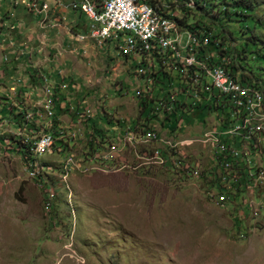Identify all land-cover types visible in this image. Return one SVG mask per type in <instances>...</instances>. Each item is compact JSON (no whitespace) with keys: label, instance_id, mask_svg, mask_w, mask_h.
Returning <instances> with one entry per match:
<instances>
[{"label":"rangeland","instance_id":"rangeland-1","mask_svg":"<svg viewBox=\"0 0 264 264\" xmlns=\"http://www.w3.org/2000/svg\"><path fill=\"white\" fill-rule=\"evenodd\" d=\"M201 1L206 9H212L203 20L204 25L211 26L216 33H224L232 56L236 57V49L243 45L245 57L236 58V65L245 68L239 72L257 79L255 82L264 100V59L256 54L258 48L264 53V0H253L251 18L223 21L222 31L212 23L218 0ZM205 10L194 4L187 15L190 23L199 20V13ZM103 28L110 34V27ZM250 34L258 37L256 45L245 42L244 37ZM136 44L130 42L126 48L138 55L144 50L142 46L135 50ZM34 53L36 57L33 58L38 59L35 63L23 61L21 66L12 69L17 78L10 81L19 85V90H8L9 105L12 110L15 105L19 108L16 112L10 111L9 116L0 113L6 117L5 123L0 124V264H264V210L256 209L257 202L264 199V178L261 181L243 178L250 182L230 189L238 191L230 203L233 206H220L204 197L219 180L221 172L215 161L219 156L217 145L224 144L220 132L223 115L211 109L195 115L192 121L187 111L182 119L168 120L169 125H165L166 117L148 119L145 114L137 117L142 101H146L145 109L157 111L153 105L158 94L149 98L155 91L153 85L147 89L148 96L143 89H137L136 93L144 97L137 102L133 90L135 82L126 73L131 66H126L116 56L113 45L108 51L96 53L93 60L84 54L71 53L68 47ZM8 69L10 67L1 64L0 76L5 70L9 72ZM179 73H187V69H174L176 80H181ZM135 75L148 87L152 79L148 72L144 73L138 66ZM65 77L76 84V94L69 90L72 91L68 94L69 100L80 99L81 108L91 111L90 120H100L99 127L91 123L99 128L94 130L102 133L105 141H92L86 122L80 120L84 117L75 113L72 123L77 119L81 121L76 127L59 128L53 120L54 124L50 123L47 131L22 128L23 138L31 142H37L51 130L60 129L63 135L77 137L60 141V147L68 149L53 148L45 154H36V144L19 139L26 152V162L16 150L21 145L17 138H14L15 151H8L7 139L11 141L13 133H19V124H13L14 119L20 115V109L31 106L34 116L40 115L43 123V107L47 117L52 118V111H46L52 109L47 87ZM22 82L30 90L25 87L20 90ZM158 110L163 111L162 108ZM169 111L164 112L172 113V109ZM145 116L150 124L142 129L137 123ZM60 117L64 122L71 119L64 111ZM33 121L38 120L34 117ZM111 122L114 127L109 125ZM117 122L118 128L115 127ZM103 126L112 128L114 142L124 143L127 138H133L129 140V148L141 149L127 153L126 146L112 144L111 130ZM108 130L110 134L106 135ZM134 130L148 135L134 137ZM207 130L210 133L200 140ZM151 134H158V137L150 138ZM161 137L175 141L185 139L188 144L171 148ZM263 138L255 139L256 158L261 162H264ZM143 149L145 153H139ZM158 149L166 163L178 162L176 169L169 173L161 166L147 165L151 152ZM81 153L85 154V160L112 156L128 166L119 164V168H113L112 165L85 162ZM188 165L197 176L178 181L184 177V168ZM251 167L256 170L254 163ZM262 174L264 172L259 176ZM249 183L255 187H250ZM247 190L251 191L246 193ZM244 201L249 208L246 214L227 211V208L239 210V202Z\"/></svg>","mask_w":264,"mask_h":264},{"label":"built area","instance_id":"built-area-1","mask_svg":"<svg viewBox=\"0 0 264 264\" xmlns=\"http://www.w3.org/2000/svg\"><path fill=\"white\" fill-rule=\"evenodd\" d=\"M182 1L185 2L184 0ZM70 2L77 6L78 11L87 16L89 22L84 33H89L91 37L98 39L99 45L104 42L112 45L113 41H120L121 47L130 46V42H137L138 47L143 44V36L147 32L145 22H151L152 15H161V18H173V26L167 30H174V37L170 40L157 42L158 49H161L160 58H164V67L158 69V73L152 75V79L148 81V84H153L155 94L166 95L164 104L172 105V113H164L161 110L147 112L150 113V117H166L165 125H168V120L182 119L187 111L195 119V115L198 116L202 112H209L211 109L218 110L217 102H220V95L225 93L223 92V84H227L229 81H236V90L232 92L233 101L229 103V109L221 110V114H227L225 128L220 131L222 143L225 144V151H221V159L225 162L229 161L230 158L245 159L243 155H238V147L247 146V149H249L253 128H248L235 118V106H242L245 112L264 114V100L259 95V84L254 80L234 79L230 76V69H233V66L237 67V69L244 68L242 65L235 64V57L232 56L231 50L219 49L218 39L209 38L207 33H203L195 27L191 29L188 26H184L181 22L176 21L173 15L152 13V4L148 1L72 0ZM91 21H100V27H110V34H100V28H91ZM188 24L190 23L188 22ZM118 50L116 49V51ZM126 65L141 64L140 60H134L130 57L126 58ZM173 69H187V77L183 80H175L173 78ZM62 83L66 86L68 83L74 82L62 79ZM46 111H52V115L53 112L64 111L74 116V110L70 109V104L67 103V109H59V101L56 98L52 102V109ZM18 113L20 115L14 119L13 124H19V133H13L14 136L11 141L7 139L8 151H15L14 138L24 139L22 128L34 127L33 118L36 116H33L32 106L23 107ZM116 125H118V122ZM90 134L102 136V133H95V130H92ZM114 134H111L113 135L112 144L126 146L127 153L136 152L138 147H128V140H133V138H127L124 143H117L114 142ZM141 135L146 134H138L134 130V137ZM234 135H245V142L234 143ZM62 138H75V135H62L60 129L51 130L47 138L42 142L24 140L25 142L36 144L37 148L42 150H52L53 148L68 149V147H60ZM103 139L105 141V136H103ZM21 152L23 153V151ZM139 153L144 154V149L139 151ZM23 158L25 159L24 155ZM81 158L85 162H98L104 165H112L113 168H119V164L128 166L127 163H120L111 156L85 160V154L81 153ZM25 161L27 162L26 159ZM149 164L161 166L169 173L171 170L176 169L175 163H165V159L154 152H151V158H147V165ZM245 171H247L246 166H242V173ZM260 172H264V170ZM191 176L197 175L188 165L184 168V177L179 178L178 181L190 180ZM241 182L250 181H242V174H239L238 184ZM208 184L211 183L208 182ZM218 187L220 188L219 201H221V194L230 193L229 185H218ZM204 197L210 202L208 196ZM51 201L52 199L49 200L50 204ZM248 209L246 208V202H239V210L227 208V211L244 215L248 212ZM256 209L264 210V199L257 202Z\"/></svg>","mask_w":264,"mask_h":264},{"label":"crops","instance_id":"crops-1","mask_svg":"<svg viewBox=\"0 0 264 264\" xmlns=\"http://www.w3.org/2000/svg\"><path fill=\"white\" fill-rule=\"evenodd\" d=\"M70 1L72 0H0V65L4 64L7 67H10V69H8L9 72L5 70V74L0 76V113H6L9 116L10 111L13 113L16 112V108H19L18 105H15L14 110H12L9 105L10 100L8 98V90L13 89L14 92L16 90H19V85L17 86L15 82L10 81L11 79L17 78V75H15L12 69L21 66L23 61L35 63L38 60L33 58V56L36 57V54L34 53L35 51L44 52L45 49H52L53 47L58 50L64 49V47H68V51H70L71 53H76L79 56L84 54L88 57V59L93 60V56H95L96 53H101L102 50L108 51V49L110 48L111 45H109L107 42H104L99 45V41H96L94 38L90 37L89 33H84L88 27V18L84 13L78 11L77 6H75ZM112 45L115 49H119L118 51H116V56L118 58H121V60L124 61L125 64L126 58L130 57H133L136 60H141V64H145V62L143 61V56L139 57L132 51H128L126 46L121 47L120 41H113ZM128 66H131V68H129L130 70H128V72L126 71V73L128 74L127 76L131 77L135 82V85L133 86L134 97L138 102L139 97L136 94L137 89H143L145 91L147 89H150L151 87L150 84L147 85L148 87H145V84H141L143 82L142 79L135 75V69L140 65ZM62 79L70 80L68 77L61 78L60 81L55 85H50L47 87L49 89H47L49 92L48 95L51 96L49 99L53 102L54 98H56V100L59 101V109H67V103H69L70 109L72 107V110H74V116L69 115L65 112V115L71 117V119L68 122H64L63 119L60 117L61 112H55V124L59 128L76 127L79 123H81V119H77L74 124L72 123V120H74L76 114H78L80 118L84 117V120H82V122H86L90 133H92V130L94 129H99V124H97V122L100 120H90L92 118L91 111L89 108H81L82 105L80 99H78V101H73L76 98L69 100L70 96L68 94H70L72 91L76 94V84L68 83L66 86H64V84L62 83ZM22 84L23 87H19L21 88L20 90H22V88L24 87V89H29V86H24L23 82ZM22 84L20 85L22 86ZM34 86L35 88H38L36 87V85ZM42 91L45 94V91ZM154 94L155 91L151 96H154ZM49 99L45 100L44 104L47 103ZM24 100L27 101L28 99ZM34 114L35 113H33V116ZM41 114L45 116L43 117L45 119L44 123L43 120H41L42 117L36 114V120L38 121H33V123H41L34 124V127H41L37 129L43 128L47 131L49 129V124L51 123L50 121H53V117H47L44 107L43 112ZM4 121H6V117L0 116L1 125H3ZM91 122L97 124L98 127L94 124L92 125ZM109 125L113 126L112 122ZM115 127L118 128L119 126L116 125ZM104 128L111 130L112 134V128L110 126L109 128L108 126H105ZM33 130L36 129L30 128L28 131ZM109 130L107 133H105L106 135L110 134ZM89 132L88 137H92L93 135L91 136ZM95 133L98 132L95 131ZM95 136L98 139L102 138L101 136ZM257 160H259L258 157ZM259 161L257 162V164L259 165L256 164L258 166L257 168H261L263 166L264 170V162ZM260 174L261 172L259 171V174L254 178L255 180L252 181H261L264 175H261L260 177ZM243 176V178H248L245 177L246 175L244 173ZM249 185L252 188L255 187L253 183H249ZM250 191L251 190H247L246 193Z\"/></svg>","mask_w":264,"mask_h":264},{"label":"bare ground","instance_id":"bare-ground-1","mask_svg":"<svg viewBox=\"0 0 264 264\" xmlns=\"http://www.w3.org/2000/svg\"><path fill=\"white\" fill-rule=\"evenodd\" d=\"M164 1H166V0H164ZM174 1L176 2L177 0H174ZM184 1H185L186 5H188V7H193V5L196 4L194 2V0H184ZM152 13H159V12L152 6ZM165 15H167V14H165ZM173 16H175V15H173ZM176 19L177 18L175 16V20ZM152 23H154V24H152ZM172 26H173V19H169V18H166V17L161 18V15H152L151 16V22H145V29H147V32L143 36V44L139 45V46H142L144 51H142L141 53L138 54L139 57L143 56V61L145 62V64L142 63L143 64L142 65L141 64V60H140V64L142 66L141 65L139 66V68L141 70H143L144 73L148 72V74L152 76L153 75L152 72H155V70H157L158 67L160 66V63H159V65H158V67L156 69H152L151 68V66L155 63V55L158 54L159 57L161 56V52L158 50V47H157L158 46L157 42H162L164 40H170L171 38H173L172 37L173 30H167L168 28H170ZM91 28H100V34H101V31L103 32L102 34H108L107 32H105L103 27H100V21H91ZM138 47H137V44H136L135 47H134L135 50H137ZM218 48L220 49L219 39H218ZM127 50L130 51L129 49H127ZM221 50H223V49H221ZM132 52L135 53L134 51H132ZM161 59L164 61V58H161ZM134 60H136V59H134ZM235 64H236V57H235ZM231 70H233V69H230V76H232L234 79H238V77H235L231 73ZM237 70H242V69H237ZM180 76H181V80H183V79H185L187 77V73L180 74ZM150 85H153V84H150ZM235 90H236V81H229L227 84H223V92H225V93H222L220 95V101H221V98H224L227 103L222 105V106H224V107L225 106H229V103H231L233 101V93L232 92H234ZM259 95L261 96V98H263L261 94H259ZM165 97H166V95H164V94H158L157 95V98L159 99V101L158 100H154V105H153L154 109L158 110V109L162 108V110L165 111V112L166 111L168 112L169 110L172 109V105L171 104H164L166 102ZM164 108H166L167 110H165ZM217 109H218V102H217ZM228 109L229 108H225L224 110H228ZM71 110H72V107H71ZM221 110H223V109L220 108L217 111H218V113H220V115H223L224 119H225L227 117V114H221ZM236 111H244V108H242V106H235V112ZM54 113L55 112H53V120H54ZM235 118H237V117L235 116ZM238 120L241 121L248 128H253V132L251 134V146L249 147V149H247L246 146H239L238 147V155H243L245 157V159H243V158H230L229 161H227V162L222 161V159H221V151H225V145L224 144H218L217 147H216V149H219L218 150L219 156H217V158H216L217 161H215V163L218 164L217 165L219 167L218 169H220L221 172H220L219 180L218 181L215 180V181H216V184H218V185L228 184L229 185V190L230 189L232 190L233 187H237L239 185L238 184V182H239L238 173L240 172V169L242 170V166H246V169H247L246 172H247L248 178H252V179H254L259 174V171L263 170V166L261 168H257L258 167L256 165L257 164V158H256V152L257 151L254 152L253 150L257 149V147H256L257 143L255 144V139L258 138L259 136H263L264 137V114L250 113V112H245L244 111V113L241 114V116H240V118ZM51 123H53V122H51ZM137 124L142 129H144L146 127L145 124L144 125L142 124V121H140ZM221 128H222L221 131H223L225 127L223 126ZM35 129H37V128H35ZM61 132H62V130H61ZM207 133H210L209 130H207L206 132L202 133L200 140H204V138H205L204 135H206ZM48 134H49V132L43 134L40 138H38L37 142H42L44 139L47 138ZM138 134H139V132H138ZM62 135H63V133H62ZM146 135H148V134H146ZM157 135L153 134L152 136H150V138H153V136H154V138L156 139L158 137ZM97 136H100V135H97ZM36 137H37V135H36ZM75 138L77 139L76 136H75ZM17 139H21V138H17ZM63 139L64 138H62V140ZM161 140L165 144H167V146H170L171 148L172 147H179V146H181L182 144H185V143L188 144V141L185 140V139L183 141L176 139V141H175V140H170V139H163L161 137ZM236 140L239 141L238 143L245 142V135H234V143H235ZM147 141H149V140H147ZM26 143H31V142H26ZM260 145H262V144H260ZM128 147H129V140H128ZM46 151H48V150H42L41 148H37V145H36V147L34 149V152L36 154H42V153H44ZM144 153H145V151H144ZM154 153H157V154L162 156V151L160 149H158L156 151L154 150ZM113 158H115V157H113ZM165 163H166V159H165ZM253 163L255 164L256 170L252 169L253 167H251V165ZM176 165L178 166V162L176 163ZM260 166H261V164H260ZM38 167H40V165ZM193 171L197 175L196 171L195 170H193ZM243 177L244 176L242 174V181H243ZM216 184H214V186H212V188L208 189L209 190V193H208L209 199L211 201H214V203H217L220 206H227L228 207L230 205V203H232V201L234 199L233 197H234V193L235 192H231V190H230V193L221 194V201H219L220 200V188Z\"/></svg>","mask_w":264,"mask_h":264},{"label":"trees","instance_id":"trees-1","mask_svg":"<svg viewBox=\"0 0 264 264\" xmlns=\"http://www.w3.org/2000/svg\"><path fill=\"white\" fill-rule=\"evenodd\" d=\"M145 1H148L150 2L154 7L155 9L159 12V13H164V14H167V15H175L176 16V20L178 22H181L184 26H188L189 28L193 29L194 27L197 28L198 30H200L201 32L203 33H208V36L210 38H214V39H219V46H220V49H223V50H229L228 46H227V42H226V39L224 38V33H216L215 30H212L211 26H208V25H204V19L205 17L209 14L208 12L212 11V9L210 8H205L204 7V3L201 1V0H194V2L196 3V7H198V9L200 8L201 10L202 9H206L203 13H199V20L197 21H192L191 24H188L187 23L189 22L190 23V19L187 18V15L189 13H191L189 11V9H191V7H188V5H186L185 2H183L182 0H177L176 2L174 1H171V0H145ZM155 1V2H154ZM154 3V4H153ZM254 1L253 0H218L217 4L215 5L216 7V15L213 17L212 16V19L214 20L212 23L213 24H217L219 26V30H224V27L222 25V22H228V21H245L246 19H249L251 18V13L252 10H253V7H254ZM232 16H235L234 18H232ZM166 18H169V19H173V18H170V17H166ZM188 21V22H187ZM247 28V27H246ZM221 36L225 39L223 40L221 38ZM245 39V42H250V43H253L256 45V41L258 40V37H256L255 35H252L250 34V36H246L244 37ZM158 47V46H157ZM264 47V43H263V46ZM261 49V47H260ZM160 52H161V49H158ZM259 51V52H258ZM258 51H257V55L260 56L261 58L264 59V53H261V50H259L258 48ZM245 57V49L243 47V45L237 50L236 49V58L237 59H243ZM160 63V66L158 67ZM158 67V69L160 68H163L164 67V61L158 56V54L155 55V63L151 66L152 69H156ZM158 69L155 70V72H152L153 75H156L158 73ZM244 69V68H242ZM231 73L235 76V77H239L240 79L242 80H250V78L248 76H246L245 74H242L241 71L239 72V70H237V67L233 66V70H231ZM253 80V79H251ZM254 81H257V79H254ZM148 90H145L144 91V94L146 96H148ZM139 92H137V96L139 97V99H143L144 97L141 95L138 94ZM149 98H152L153 97L150 95ZM156 100L159 101V99L157 98L156 96ZM165 100H166V97H165ZM226 100L224 98H221V101L218 102V109H225V108H229V106H222L224 104H226ZM146 107V101H142L141 103H139L138 105V109H137V117H139L140 115H146L148 116V119H150V113H148V107L147 109H145ZM155 111V110H154ZM217 111V110H216ZM164 112V111H162ZM165 113V112H164ZM244 111H236L235 112V116L239 119L241 114H243ZM146 116L143 117L141 119L142 121V124L144 125H147V124H150V123H147L146 121ZM220 116V114H219ZM152 118H157V117H152ZM227 117L225 119H223L224 123L222 124L224 127H225V124L227 122ZM162 120V119H161ZM195 119H192V121H194ZM139 123V122H138ZM37 130V129H36ZM92 136V135H91ZM93 138L95 139H98L95 135H93L92 137H90V139L93 141ZM99 141H103L104 139L101 138V139H98ZM20 142V140H19ZM21 143V142H20ZM22 157L23 155L25 156L26 152L24 151L23 149V145L21 143V145H19V147H16ZM23 151V153L21 152ZM246 177H248L247 173L243 172ZM242 173V170L240 169V172L238 173L239 174H243ZM250 179V178H249ZM240 185V184H239Z\"/></svg>","mask_w":264,"mask_h":264}]
</instances>
